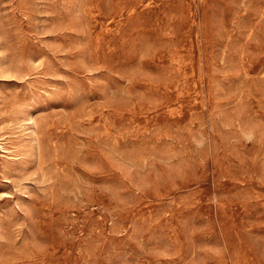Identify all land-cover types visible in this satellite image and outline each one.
<instances>
[{"label":"rangeland","instance_id":"rangeland-1","mask_svg":"<svg viewBox=\"0 0 264 264\" xmlns=\"http://www.w3.org/2000/svg\"><path fill=\"white\" fill-rule=\"evenodd\" d=\"M0 264H264V0H0Z\"/></svg>","mask_w":264,"mask_h":264}]
</instances>
